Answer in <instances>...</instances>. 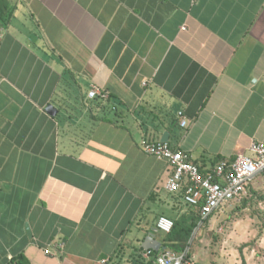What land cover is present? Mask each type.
<instances>
[{
	"label": "crops",
	"instance_id": "0c3cea01",
	"mask_svg": "<svg viewBox=\"0 0 264 264\" xmlns=\"http://www.w3.org/2000/svg\"><path fill=\"white\" fill-rule=\"evenodd\" d=\"M1 5L0 264H131L183 205L144 142L204 168L264 142V0Z\"/></svg>",
	"mask_w": 264,
	"mask_h": 264
},
{
	"label": "built area",
	"instance_id": "2783aa9c",
	"mask_svg": "<svg viewBox=\"0 0 264 264\" xmlns=\"http://www.w3.org/2000/svg\"><path fill=\"white\" fill-rule=\"evenodd\" d=\"M88 99H109V92L92 84L87 93ZM113 110L116 107H112ZM180 125L186 127L188 120L182 111L177 113ZM143 150L166 165L164 190L175 196L189 207L198 210L202 223L207 217L229 203L238 200L246 193L248 185L264 172V142L252 140L248 154H238L233 159H220L211 167L204 168L195 162L186 152L173 148L167 141L144 142ZM156 228L160 233H168L173 220L160 215L156 220ZM56 248L62 249L63 242L55 243ZM46 253H51L49 250ZM189 247L181 253L169 249H160L153 257L151 264H193L188 258ZM153 250H143L141 256L150 260Z\"/></svg>",
	"mask_w": 264,
	"mask_h": 264
},
{
	"label": "rangeland",
	"instance_id": "374dc122",
	"mask_svg": "<svg viewBox=\"0 0 264 264\" xmlns=\"http://www.w3.org/2000/svg\"><path fill=\"white\" fill-rule=\"evenodd\" d=\"M177 213L185 211V207ZM193 264H264V176L199 223L188 241Z\"/></svg>",
	"mask_w": 264,
	"mask_h": 264
},
{
	"label": "trees",
	"instance_id": "16d2710c",
	"mask_svg": "<svg viewBox=\"0 0 264 264\" xmlns=\"http://www.w3.org/2000/svg\"><path fill=\"white\" fill-rule=\"evenodd\" d=\"M5 0H0V7L3 6ZM3 9L0 8V20L4 22L5 17L2 15ZM260 175L264 176V172ZM181 200V197L175 196ZM182 202V201H181ZM183 203V202H182ZM182 206H186L184 203ZM185 211L181 212L177 217L172 218L173 226L168 233H161L162 235V245L166 249L172 250L176 253H181L188 246V241L190 240L194 229L199 224L200 218L198 210L192 207L186 206ZM206 219L203 221L205 222ZM142 248L138 249L137 253L133 257L131 264H151L153 257L157 254V251H153L150 260H146L141 256ZM188 258H190V252L188 253ZM7 264H26L21 257L12 258L10 263Z\"/></svg>",
	"mask_w": 264,
	"mask_h": 264
},
{
	"label": "water",
	"instance_id": "95a60500",
	"mask_svg": "<svg viewBox=\"0 0 264 264\" xmlns=\"http://www.w3.org/2000/svg\"><path fill=\"white\" fill-rule=\"evenodd\" d=\"M46 112H48L50 115H53L56 112V109L51 105L46 106ZM160 141H168V132H164ZM154 232H158L157 228H153ZM143 250H153V251H159L160 249H165L166 247L162 245L160 241L154 238V233L149 232L148 235L144 238V242L142 244Z\"/></svg>",
	"mask_w": 264,
	"mask_h": 264
}]
</instances>
